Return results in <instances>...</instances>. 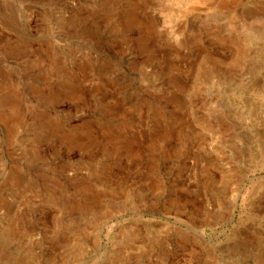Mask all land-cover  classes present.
<instances>
[{
    "label": "rangeland",
    "instance_id": "1",
    "mask_svg": "<svg viewBox=\"0 0 264 264\" xmlns=\"http://www.w3.org/2000/svg\"><path fill=\"white\" fill-rule=\"evenodd\" d=\"M0 264H264V0H0Z\"/></svg>",
    "mask_w": 264,
    "mask_h": 264
},
{
    "label": "bare ground",
    "instance_id": "2",
    "mask_svg": "<svg viewBox=\"0 0 264 264\" xmlns=\"http://www.w3.org/2000/svg\"><path fill=\"white\" fill-rule=\"evenodd\" d=\"M7 124H8V123H7ZM7 124H6V125H7ZM9 124H10V123H9Z\"/></svg>",
    "mask_w": 264,
    "mask_h": 264
}]
</instances>
